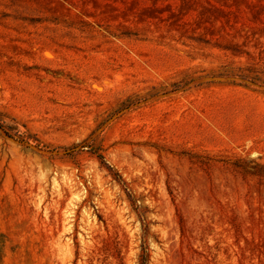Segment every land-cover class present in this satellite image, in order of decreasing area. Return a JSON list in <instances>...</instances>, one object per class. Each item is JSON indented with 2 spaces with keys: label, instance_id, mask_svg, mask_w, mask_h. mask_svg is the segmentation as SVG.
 I'll return each instance as SVG.
<instances>
[{
  "label": "rangeland",
  "instance_id": "374dc122",
  "mask_svg": "<svg viewBox=\"0 0 264 264\" xmlns=\"http://www.w3.org/2000/svg\"><path fill=\"white\" fill-rule=\"evenodd\" d=\"M0 264H264V0H0Z\"/></svg>",
  "mask_w": 264,
  "mask_h": 264
}]
</instances>
